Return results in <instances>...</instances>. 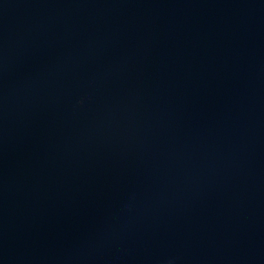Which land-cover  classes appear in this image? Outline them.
<instances>
[{"label": "water", "instance_id": "obj_1", "mask_svg": "<svg viewBox=\"0 0 264 264\" xmlns=\"http://www.w3.org/2000/svg\"><path fill=\"white\" fill-rule=\"evenodd\" d=\"M0 264H264V0H0Z\"/></svg>", "mask_w": 264, "mask_h": 264}]
</instances>
